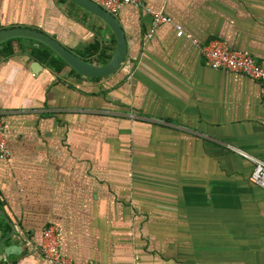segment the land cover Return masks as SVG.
Listing matches in <instances>:
<instances>
[{
	"label": "crops",
	"instance_id": "obj_1",
	"mask_svg": "<svg viewBox=\"0 0 264 264\" xmlns=\"http://www.w3.org/2000/svg\"><path fill=\"white\" fill-rule=\"evenodd\" d=\"M141 1L184 35L164 23L144 39L150 16L120 7L125 55L107 77L49 67L33 41L0 44V210L21 247L0 264H46L26 241L50 223L71 264H264V191L242 155L264 163V102L256 81L199 52L219 39L264 59V0ZM14 26L106 63L114 49L68 0H0V29Z\"/></svg>",
	"mask_w": 264,
	"mask_h": 264
},
{
	"label": "built area",
	"instance_id": "obj_2",
	"mask_svg": "<svg viewBox=\"0 0 264 264\" xmlns=\"http://www.w3.org/2000/svg\"><path fill=\"white\" fill-rule=\"evenodd\" d=\"M90 1L102 8L107 14L114 17L122 6L141 8L150 16L148 28L143 34L144 39L151 38L158 27L164 23L172 24L176 36L184 35L181 26L173 23L168 15L146 8L141 0ZM186 38L190 39V36H186ZM199 50L201 59L209 68L239 73L256 81L258 83V94L264 102V59L255 60L246 52L230 48L225 42L219 39L207 41ZM242 155L252 163L247 175L248 181L264 191V163L247 154L242 153ZM9 157H11V150L8 145L4 116L0 113V163L6 161ZM60 240V228L58 225L50 223L41 229L39 239H37L36 242L27 240L26 244L32 247L37 252L42 262L46 264H71L72 261L70 258L62 255L60 252Z\"/></svg>",
	"mask_w": 264,
	"mask_h": 264
},
{
	"label": "water",
	"instance_id": "obj_3",
	"mask_svg": "<svg viewBox=\"0 0 264 264\" xmlns=\"http://www.w3.org/2000/svg\"><path fill=\"white\" fill-rule=\"evenodd\" d=\"M78 8L90 13L99 18L104 26L111 33L114 40V49L109 61L104 65L88 63L75 55L69 49L65 48L56 39H52L48 35L34 31L33 29L14 26L0 29V44L12 38H21L31 40L37 45H42L49 49L53 55H56L62 62L71 68L76 74L86 78L107 77L119 69L125 55V39L124 34L119 26L116 18L107 14L102 8L90 0H68ZM41 70L37 62L30 64V71L37 74ZM4 221V222H3ZM7 226L10 230L7 234L0 237V259L8 257L9 255H18L21 247L12 243L13 234L15 232L11 220L0 210V233L3 232Z\"/></svg>",
	"mask_w": 264,
	"mask_h": 264
},
{
	"label": "trees",
	"instance_id": "obj_4",
	"mask_svg": "<svg viewBox=\"0 0 264 264\" xmlns=\"http://www.w3.org/2000/svg\"><path fill=\"white\" fill-rule=\"evenodd\" d=\"M12 39H21V38H12ZM12 39H9L6 41V45H7V51H11V46H10V41ZM21 40H26V39H21ZM28 41H31V40H28ZM5 43V42H4ZM40 50L37 51V56L39 58V60H43L44 63H46L49 67H54V69L57 70V68L60 67V64H64V62H62L56 55H53V53L47 49L46 47L40 45ZM98 46V43L97 42H94V44H90L88 47H92V48H97ZM78 56V55H77ZM78 57H80L81 59H83L84 61L88 62V63H91L92 60L96 61L97 63H100L102 65H104L106 63V57L105 58H102V57H96V58H88L86 56H83V55H79ZM59 60V65H56V61Z\"/></svg>",
	"mask_w": 264,
	"mask_h": 264
}]
</instances>
